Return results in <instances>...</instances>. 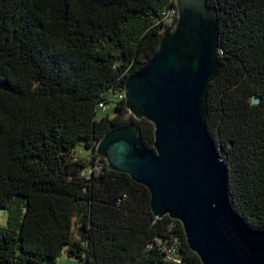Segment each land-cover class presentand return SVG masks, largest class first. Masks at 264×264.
I'll list each match as a JSON object with an SVG mask.
<instances>
[{"label": "trees", "instance_id": "16d2710c", "mask_svg": "<svg viewBox=\"0 0 264 264\" xmlns=\"http://www.w3.org/2000/svg\"><path fill=\"white\" fill-rule=\"evenodd\" d=\"M208 3L220 70L206 129L230 205L264 229V0ZM175 20L173 0H0V264H54L62 250L82 264H201L181 224L155 218L147 189L95 153L130 121L152 147L123 83Z\"/></svg>", "mask_w": 264, "mask_h": 264}, {"label": "water", "instance_id": "95a60500", "mask_svg": "<svg viewBox=\"0 0 264 264\" xmlns=\"http://www.w3.org/2000/svg\"><path fill=\"white\" fill-rule=\"evenodd\" d=\"M173 4L172 28L123 83L128 114L153 125L152 147L130 121L104 134L95 153L107 170L147 189L155 218L181 224L201 264H264V229L249 227L230 205L226 168L206 129L207 91L220 70L217 10L208 0Z\"/></svg>", "mask_w": 264, "mask_h": 264}, {"label": "rangeland", "instance_id": "374dc122", "mask_svg": "<svg viewBox=\"0 0 264 264\" xmlns=\"http://www.w3.org/2000/svg\"><path fill=\"white\" fill-rule=\"evenodd\" d=\"M106 112H109V109L106 110ZM101 115V112L98 111L97 112V116H100ZM129 115V114H128ZM127 115V117H128ZM5 221H6V212L3 211V210H0V225H4L5 224ZM46 264V263H44ZM54 264H82L80 263L78 260L76 259H73V258H68L66 255H65V252L64 250H62L59 254V256L55 259V262Z\"/></svg>", "mask_w": 264, "mask_h": 264}]
</instances>
